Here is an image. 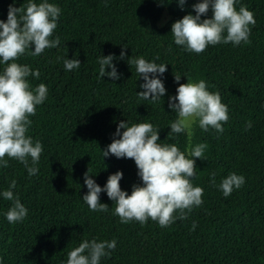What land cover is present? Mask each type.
I'll return each instance as SVG.
<instances>
[{
	"label": "trees",
	"instance_id": "obj_1",
	"mask_svg": "<svg viewBox=\"0 0 264 264\" xmlns=\"http://www.w3.org/2000/svg\"><path fill=\"white\" fill-rule=\"evenodd\" d=\"M28 2L0 0V20L7 21L10 5L19 8ZM47 2L61 9L51 37L58 36L60 44L16 61L39 70V79L28 78L33 88L43 83L48 89L45 102L29 117L27 133L42 144L43 152L35 176L7 156L9 166L0 167V264H67L68 252L85 239L116 240V249L100 264H264V0H237L235 5L237 11L247 6L254 13L250 43L209 45L200 54L176 45L171 28L185 15L195 16L193 5L201 0H186L183 10L178 0ZM164 13L169 18L160 25ZM211 16L209 11L201 19ZM122 47L124 60L119 59ZM108 55L115 57L118 80L99 77L98 59ZM137 57L168 65L158 76L166 94L156 103L137 96L144 80L127 63ZM73 58L81 66L67 71L64 60ZM5 67L0 63V74ZM176 74L179 84L204 80L208 91L220 93L229 116L222 133L212 128L204 132L197 121L191 135L169 134L177 118L169 108L179 87ZM120 122L151 123L160 130L159 142L175 144L182 152L207 144L191 178L194 187L204 190L203 203L186 220L166 228L151 219L143 225L124 224L105 192L100 202L108 205L107 212L91 211L83 201L88 169L101 188L118 171L123 173L122 191L131 195L133 185L142 186L134 160L103 157ZM213 172L215 186L210 182ZM230 173L244 176L245 183L225 197L219 185ZM12 180L14 195L28 210L15 224L6 219L12 201L2 195Z\"/></svg>",
	"mask_w": 264,
	"mask_h": 264
},
{
	"label": "clouds",
	"instance_id": "obj_2",
	"mask_svg": "<svg viewBox=\"0 0 264 264\" xmlns=\"http://www.w3.org/2000/svg\"><path fill=\"white\" fill-rule=\"evenodd\" d=\"M185 2L186 0H178L181 10ZM236 3L237 0H201L194 4L195 16L185 15L172 25L171 34L175 44L183 46L187 52L200 54L209 45L231 43L239 46L242 42L250 43V26L256 23L254 13L248 10L247 6H241L237 11ZM209 11L212 13L211 18L202 20L201 17L207 16ZM60 13L61 9L47 0L39 4L29 0L19 8L10 5L7 21L0 20V63L6 65L0 74V167L9 166L8 160L5 159L7 156L22 163L30 177L38 173L36 165L39 163L43 146L27 135L32 125L29 117L35 116L37 106L45 102L48 89L43 83L33 88L28 78L31 76L39 79V70L33 71L30 66L16 61L26 53L39 56L45 49L56 48L60 44L58 36L51 39L57 28ZM124 49L126 47H122L120 60L125 59ZM114 59L113 55L98 59L100 78L108 76L112 80L120 79L113 64ZM127 63L134 65L144 80L140 85L143 91L137 93L138 98L151 100L152 103L160 101L166 94V89L158 76L164 75L168 65L149 62L143 57L130 58ZM80 66L79 59L64 60L67 71L78 69ZM106 68L111 71L106 72ZM174 79L179 84L181 76L176 74ZM176 92V96L169 98V108L177 114L175 121L170 124L169 134L188 132L191 135L192 125L197 121L204 132L209 128L218 133L224 131L222 125L229 119L228 108L222 103L218 91H208L205 81L200 80L197 83L179 84ZM247 127H251L250 121ZM121 129L124 130L122 133ZM159 132L160 130L151 123L131 126L128 122L118 124L113 142L102 151L103 157L111 155L117 159L134 160L142 186L133 185L131 195L122 191L120 181L123 173L118 171L110 175L105 186L101 188L91 178L88 169L84 174L88 193L83 196V201L91 211L109 210L107 204L100 202V194L105 192L114 202V214L120 218L121 223L136 221L143 225L151 219L158 222L160 227L166 228L177 219L186 220L187 213H190L193 207L202 205L204 190L198 186L194 187L191 178L196 173L195 161L204 157L207 144L199 143L194 147L190 145L187 152H182L175 144L159 142ZM215 176V172L210 176V182L214 186ZM244 183V176L230 173L222 179L219 189L228 197L234 189L241 188ZM16 186V181L12 180L9 189L2 193L5 200L12 201V206L6 212V219L11 224L22 222L28 215L27 208L20 202L19 197L14 195L13 189ZM195 227L194 222L193 230ZM116 246V240L98 242L96 239H85L78 247L68 252L67 264H100L101 258L109 257Z\"/></svg>",
	"mask_w": 264,
	"mask_h": 264
},
{
	"label": "rangeland",
	"instance_id": "obj_3",
	"mask_svg": "<svg viewBox=\"0 0 264 264\" xmlns=\"http://www.w3.org/2000/svg\"><path fill=\"white\" fill-rule=\"evenodd\" d=\"M169 18L168 14L167 13H164L160 19V22L159 24L162 25L167 19ZM188 133V132H186Z\"/></svg>",
	"mask_w": 264,
	"mask_h": 264
}]
</instances>
